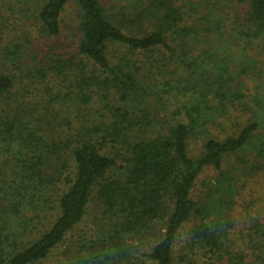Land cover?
Here are the masks:
<instances>
[{
	"label": "trees",
	"instance_id": "trees-1",
	"mask_svg": "<svg viewBox=\"0 0 264 264\" xmlns=\"http://www.w3.org/2000/svg\"><path fill=\"white\" fill-rule=\"evenodd\" d=\"M10 1L48 37L68 4L79 20L70 57L1 55L0 264H264V223L227 229L239 176L264 173V0Z\"/></svg>",
	"mask_w": 264,
	"mask_h": 264
},
{
	"label": "rangeland",
	"instance_id": "rangeland-1",
	"mask_svg": "<svg viewBox=\"0 0 264 264\" xmlns=\"http://www.w3.org/2000/svg\"><path fill=\"white\" fill-rule=\"evenodd\" d=\"M104 7L113 5L127 6L133 0H99ZM10 0H0V63L2 61L1 55L5 50L11 46V42L26 44V51L29 50L35 56L37 61L32 62L30 58L26 59L25 65L28 67L35 66L39 62H45L47 55L58 54L64 57H70L76 51L78 42V8L70 3L65 8L60 16V31L56 37H48L40 33L35 24L26 19L14 10ZM26 58V56H25ZM28 69L24 68L26 73ZM38 80V79H37ZM33 78H23L22 84L26 90L36 97L37 101L42 102L46 100L47 93L45 87H52L46 85L44 82H38ZM31 81V82H30ZM16 90H19V85H16ZM232 120H236L234 116H239V122L244 121L245 117L238 112H232ZM198 144H191V152H198ZM241 156V155H240ZM253 157H245V160L250 163ZM232 168H237L234 157L229 158ZM226 165L222 166V170L226 171ZM217 177V173L212 169L204 170L197 178L192 189V199L197 200L205 194L207 187L210 186L212 179ZM264 173H259L251 178H238L237 193L233 197V205L228 214L229 224L231 225L228 230L229 237L237 244H244L247 233L251 232L250 220L257 218L259 222L264 223ZM193 220L186 223L181 232L180 237L185 238L186 232L192 226ZM89 226L87 221L79 226L83 229ZM76 231L75 234H77Z\"/></svg>",
	"mask_w": 264,
	"mask_h": 264
}]
</instances>
